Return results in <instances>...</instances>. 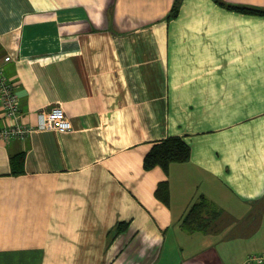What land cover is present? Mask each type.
I'll return each mask as SVG.
<instances>
[{"label": "crops", "instance_id": "1", "mask_svg": "<svg viewBox=\"0 0 264 264\" xmlns=\"http://www.w3.org/2000/svg\"><path fill=\"white\" fill-rule=\"evenodd\" d=\"M0 67L19 100L17 119L0 104V127H32L0 139V264H264V14L215 0H0ZM54 104L69 131L36 128ZM168 136L189 159L144 169ZM200 195L227 221L188 232Z\"/></svg>", "mask_w": 264, "mask_h": 264}, {"label": "trees", "instance_id": "2", "mask_svg": "<svg viewBox=\"0 0 264 264\" xmlns=\"http://www.w3.org/2000/svg\"><path fill=\"white\" fill-rule=\"evenodd\" d=\"M221 5H226L229 8L242 11L249 14H264V9L257 7H248V6H237L226 4L222 0H215ZM177 9H172L169 13V16H175L177 14ZM13 138V137H11ZM10 139V138H9ZM190 157V148L189 145L185 142L184 139L176 136H168L162 138L158 141L153 142L150 150L145 154L143 158V167L148 170L155 166H160L166 173L168 172V167L170 163L173 162H185ZM12 159V166L14 169H19L22 166L23 155L14 156ZM155 195L165 204L169 203L170 191L168 181H162L158 183V186L155 190ZM204 204L213 206L210 201L206 199L204 195H200L194 203L189 207L187 213L183 217L182 227L188 232L195 230H206V222L204 220H210L209 214H205V211H201ZM207 210V208L205 209ZM219 211V210H218ZM193 219H196L198 223H194Z\"/></svg>", "mask_w": 264, "mask_h": 264}, {"label": "built area", "instance_id": "3", "mask_svg": "<svg viewBox=\"0 0 264 264\" xmlns=\"http://www.w3.org/2000/svg\"><path fill=\"white\" fill-rule=\"evenodd\" d=\"M9 56L4 57V61H8ZM0 104L6 115L17 119L19 115L18 95L13 89L12 82L4 74L3 68L0 67ZM70 121L60 104H54L47 113L39 116L37 129H52L60 133L70 130ZM32 127L22 125L20 123H12L0 128V139H9L11 137L23 138Z\"/></svg>", "mask_w": 264, "mask_h": 264}, {"label": "rangeland", "instance_id": "4", "mask_svg": "<svg viewBox=\"0 0 264 264\" xmlns=\"http://www.w3.org/2000/svg\"><path fill=\"white\" fill-rule=\"evenodd\" d=\"M3 127V126H2ZM1 128V127H0ZM211 208H208V205L204 204V207H202L201 211H205V214H209L210 220H204V222H206L207 224L205 225L206 228H215V227H220L221 225H223L227 220H222L223 217V213L221 214V221L218 223V214L219 211L218 209H216L213 206H210ZM207 208V210H205ZM194 223H198V221L196 219H193ZM218 223V224H217ZM196 232V231H193Z\"/></svg>", "mask_w": 264, "mask_h": 264}]
</instances>
